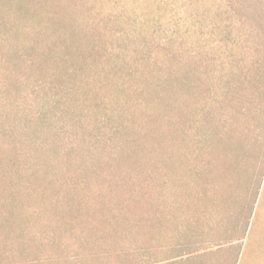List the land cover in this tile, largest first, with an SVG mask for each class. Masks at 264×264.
<instances>
[{
    "label": "rangeland",
    "instance_id": "obj_1",
    "mask_svg": "<svg viewBox=\"0 0 264 264\" xmlns=\"http://www.w3.org/2000/svg\"><path fill=\"white\" fill-rule=\"evenodd\" d=\"M52 1L51 11L62 12L67 26L61 28L60 33L50 29L49 37L43 40L38 20L31 23L33 29L11 27L17 19L18 3L0 0V18H6L7 23V28L0 27V141L11 145L20 155L14 158L0 149V171L4 172L3 177L0 175V201L9 194L7 189L16 190L24 200L21 205L24 203L27 210V221L19 220L17 224L23 226L30 221L31 229L35 230L33 210H44L38 208V192L41 186L45 187L62 174H44L46 185H39L36 176L40 173L36 175L31 169L37 160L30 155V144H41L42 151L48 153L66 138L72 140L78 126L80 130L76 134L82 139L86 152L83 155L87 158L85 166L102 159V168L93 171L95 177H81L84 172L78 171L68 173L78 174L81 182L89 181L83 186L88 187L87 194L94 197V204L101 205L100 199L112 201L109 203L111 211H121L126 216V221L119 225H110L111 229L117 226L118 231L92 236L88 246L83 248L87 252L101 253L102 258L97 260L100 264H136L150 254H158L147 250L151 244L145 240L160 235V225L166 221L164 191L175 183L170 168L176 161L168 166L166 163L176 149L173 142L180 126L176 108L182 110L185 104L191 106V91L186 89L189 83L220 73L227 63L228 68L231 67L233 54L242 51L243 47L237 46L243 44L239 35L243 36L247 19L243 12L229 11L226 0ZM237 24L242 26L239 28ZM64 40L69 45H64ZM15 51L21 56L11 58L10 54ZM44 51L50 54L49 58H42ZM169 86L182 95L180 102L176 100L177 94L170 100L174 97L171 91L164 92ZM162 97L166 101L161 100ZM167 103L175 105V109L164 111ZM155 104L161 105L162 112L152 114L148 126L138 108L141 106L144 110ZM103 118L114 121L106 125ZM37 119L41 120L42 129L30 137L22 127H30L27 124ZM15 125L18 128L10 136L8 133L13 132ZM115 125L122 129L127 126L131 142L135 141V131L144 136L137 147L132 145L131 162L126 166H123L119 148L105 147L117 137L112 129ZM101 130L104 134L100 152L94 149L90 155L86 143L92 142ZM60 131L66 135L61 141L55 136ZM12 160L24 167L13 169ZM20 170H23L21 175L17 174ZM122 175L132 184L127 190H141L142 195L128 194L130 199L123 202L124 192L116 185V180L110 182L111 178ZM29 184H34V199L26 195L23 198L21 188ZM111 190L113 192L106 196L108 200L100 197ZM262 199L264 201L263 194L259 206ZM137 205L144 208L140 217L134 213ZM63 211L62 208L56 211L59 219ZM51 218L56 216L49 214L42 220ZM137 219L141 222L136 223ZM73 227L79 230V223L74 222ZM231 240L234 241L226 237L218 240L221 246L224 244L223 249H216L215 244L208 264H233L238 251L231 246H242L237 264H264V208L251 223L250 237ZM48 245L51 251L52 244L48 242Z\"/></svg>",
    "mask_w": 264,
    "mask_h": 264
},
{
    "label": "trees",
    "instance_id": "obj_2",
    "mask_svg": "<svg viewBox=\"0 0 264 264\" xmlns=\"http://www.w3.org/2000/svg\"><path fill=\"white\" fill-rule=\"evenodd\" d=\"M14 1L18 3L15 10L17 19L11 27L16 30L17 27L33 29L31 23L38 20L39 35L44 40L46 36L49 37L50 29L60 33L61 28L67 26L62 20V12L51 11L50 0ZM226 1L229 11L243 12L247 19L243 25L244 34L239 35L243 44L237 46L243 47L242 51L238 55L233 54L235 58L231 67L228 68L227 63L220 73L207 79L200 77L197 82L187 85L186 89L191 91L192 104H185L182 110L176 108L180 118L179 130L173 142L176 149L175 153L171 152L166 163L168 166L176 161L174 167L170 168L175 183H172V188L167 187L164 191L163 211L166 221L160 225V235L145 240L151 244L147 250H155L158 254H150V259L147 257L136 264H208L213 255H210L212 247L217 244L216 249H223L224 244L221 246L222 242L218 240L226 237L230 241H234L231 238L240 241L250 237L251 223L264 208L263 199L259 206L261 196L264 195V2ZM241 24H237L239 28ZM0 27L7 28L6 18H0ZM63 44L69 45L66 40ZM18 52L10 54L11 58L17 54L21 56ZM49 57L50 54L44 51L42 58ZM166 91H171L174 96L167 95L171 97L170 100H174L177 94L179 98L176 100L180 102L182 95L178 91L170 86ZM161 100L166 101V98L162 97ZM167 104L166 109L162 107L164 111L175 109V105ZM157 106H148L144 110L141 106L138 108L141 119L148 126L152 114L162 112L161 105ZM30 122L37 124L32 126L28 123L30 127L22 128L31 137L39 133L42 127L39 119ZM102 122L106 125L112 123L104 121V118ZM17 128V125L13 126V132L8 134L12 136ZM75 128L77 130L73 139L68 141L66 139H71L68 137L66 142L61 141L66 135L62 131L56 132L57 140L63 145L51 148L48 153L42 151L41 144H30V155L37 160L31 169H34L35 174L40 173L36 174L39 185H46L44 174L54 172L62 175L48 183L45 187L49 188L46 190L41 186L42 190L38 192V208L44 210H33L35 230L31 229L30 221L18 226L17 221H27V210L24 203L21 205L24 200L20 194L16 190L7 189L9 194L0 201V264H100L97 260L102 258V254L87 252L84 248L92 236H106L118 231L117 226L111 229L110 225L126 221L121 211H111L109 203L112 201H106V196L113 190L100 194L106 202L96 199L101 204L98 206L92 202L94 197L87 194L88 187L83 186L89 181L81 182L78 174L68 173L78 171L84 172L81 177H95L93 171L102 168V159H96L85 166L87 158L83 155L86 152L82 147V139L76 134L80 128ZM112 129L117 137L113 142L106 143L105 147L119 148L123 166H126L127 162H131L132 145L136 146L144 136L137 135L135 131V141L131 142V132H128L127 126L122 129L115 125ZM99 133L92 142L86 143L90 155L94 149L100 152L104 132L101 130ZM7 144L0 141V149L19 158L18 151ZM11 166L19 170L23 165L12 160ZM103 168L106 169V165ZM23 170L17 174L21 175ZM3 173L0 171L2 177ZM123 176L110 179V182L116 180V185L124 192L126 199L123 202L130 199L128 194L142 195L141 190L128 191L132 184L127 183ZM32 188H35L34 184L21 188L23 198L26 195L34 199ZM58 208L64 210L61 219L56 212ZM143 210L137 205L134 213L140 217ZM49 214L57 219L43 221L42 217ZM135 221L141 222L138 219ZM74 222L79 223V230L73 227ZM40 224L45 226L40 227ZM47 224L51 225L46 227ZM50 227L51 230L48 229ZM48 242L52 244L51 251ZM241 247L231 246L238 251L233 264L239 261Z\"/></svg>",
    "mask_w": 264,
    "mask_h": 264
}]
</instances>
